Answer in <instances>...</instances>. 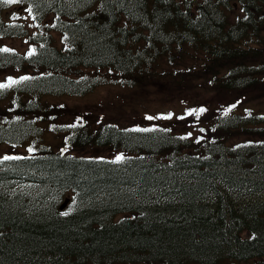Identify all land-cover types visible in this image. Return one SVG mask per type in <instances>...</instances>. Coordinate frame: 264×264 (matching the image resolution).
Wrapping results in <instances>:
<instances>
[{"label":"trees","instance_id":"16d2710c","mask_svg":"<svg viewBox=\"0 0 264 264\" xmlns=\"http://www.w3.org/2000/svg\"><path fill=\"white\" fill-rule=\"evenodd\" d=\"M222 1L52 0L59 18L52 27L72 49L45 44L31 56L0 54L3 67L36 69L0 87L15 116L0 139L38 137L37 120L31 126L22 114H55L48 92L86 89L77 79L85 73L72 75L73 66L102 76L108 68L106 75L132 84L162 75L158 61L146 67L156 51L174 63L193 49L201 54L189 76L200 72L202 87L264 86V18L257 26L254 17L264 0H239L243 15L232 18V0ZM2 18L6 35L15 28ZM178 81L195 86L184 76ZM255 115H227L203 146L165 127L88 122L70 128L66 142L118 148L120 158L45 145L0 158V264H264V117ZM229 123L259 142H226ZM69 192L74 208L62 214L58 200Z\"/></svg>","mask_w":264,"mask_h":264},{"label":"rangeland","instance_id":"374dc122","mask_svg":"<svg viewBox=\"0 0 264 264\" xmlns=\"http://www.w3.org/2000/svg\"><path fill=\"white\" fill-rule=\"evenodd\" d=\"M5 12L12 17L22 14L23 7L20 3H7L5 0ZM241 13V8L237 5L230 10V17ZM39 24H33L28 20L25 25L23 36L0 37V54L6 50L15 48L22 54L27 52L30 39L28 34L33 32ZM54 38L61 40V35L53 32ZM201 54L199 51L190 49L185 57L174 63H170L168 58H159L157 66L161 69L162 75L159 77H149L141 81H135L131 86H127L118 79L101 80L100 84L92 92L82 95H68L61 99V104L67 108L68 113L81 109H90L98 117V122L113 121L120 126L137 127H157L160 125L175 126L174 129L193 138H211L208 133L210 125L203 123L202 116L214 118L225 113L250 115L251 113L264 114V86L255 84L249 88L226 89L219 86L216 89L202 87L199 79L200 72L189 76L193 68L196 67V57ZM172 71H179L178 76H173ZM0 69V83H3L9 76L2 74ZM182 76L194 82L195 86L184 89L182 82L178 81ZM178 81V82H177ZM240 96V97H238ZM248 113V114H247ZM60 120L70 119L68 116L60 117ZM226 136L228 143H237L246 139L258 140L256 136H249L234 129ZM54 132L47 130L44 133V141L55 146L58 143ZM264 139V135L261 136ZM104 149V147H102ZM22 148L0 142V155L18 152ZM81 151H92L94 148H81ZM104 154L120 156L118 148H112Z\"/></svg>","mask_w":264,"mask_h":264},{"label":"snow or ice","instance_id":"6c2138e0","mask_svg":"<svg viewBox=\"0 0 264 264\" xmlns=\"http://www.w3.org/2000/svg\"><path fill=\"white\" fill-rule=\"evenodd\" d=\"M7 3L11 4V3H16L18 2V0H6ZM22 79H27L26 77L22 78ZM8 85H0V87H7Z\"/></svg>","mask_w":264,"mask_h":264}]
</instances>
